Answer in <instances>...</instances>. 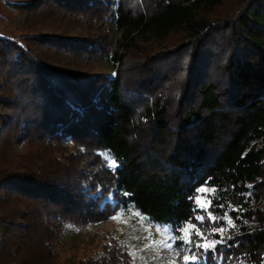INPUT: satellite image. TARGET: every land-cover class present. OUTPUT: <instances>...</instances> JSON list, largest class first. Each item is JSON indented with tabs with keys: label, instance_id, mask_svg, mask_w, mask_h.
I'll list each match as a JSON object with an SVG mask.
<instances>
[{
	"label": "trees",
	"instance_id": "trees-1",
	"mask_svg": "<svg viewBox=\"0 0 264 264\" xmlns=\"http://www.w3.org/2000/svg\"><path fill=\"white\" fill-rule=\"evenodd\" d=\"M225 1L10 2L31 20L83 21L89 31L40 36L30 24L21 36L0 37L1 264H25L20 252L30 264H49L64 224L129 204L177 236L173 229L198 212L189 197L200 188L208 189V211H227L234 225L213 222L231 236L217 253L228 264H264V0H237L211 20ZM55 59H73L76 72L63 73ZM93 61L114 74L81 71ZM16 142L27 152L16 155ZM102 181L104 192L114 187L113 207L100 209L102 198L82 188ZM107 251L101 264L125 255Z\"/></svg>",
	"mask_w": 264,
	"mask_h": 264
},
{
	"label": "rangeland",
	"instance_id": "rangeland-1",
	"mask_svg": "<svg viewBox=\"0 0 264 264\" xmlns=\"http://www.w3.org/2000/svg\"><path fill=\"white\" fill-rule=\"evenodd\" d=\"M16 0H0V37H18L25 34L28 25H34V30L39 32L40 36L48 35H62L70 38H80L85 36L89 31V26L83 21H72L64 24L56 23L50 25V23H41L35 19L31 20L30 16L25 15L24 12L15 8L10 2ZM237 0H226L225 4L219 7L209 17L211 20L223 17L226 11H229ZM36 27V28H35ZM95 30V29H94ZM97 31V30H96ZM114 32V31H113ZM115 37L118 38L120 33L114 32ZM179 34H173L169 37V42L174 41ZM143 46L148 47L147 43H142ZM154 44V43H153ZM37 52L40 53L39 50ZM133 57H136V53H132ZM140 57V56H139ZM74 59V58H73ZM69 61L62 66H59V61L55 59V67L62 68L63 73L74 74L77 69L76 62L74 60ZM177 65L171 66L170 73L174 70ZM83 72L92 73H104L109 76L114 74L112 69L107 62L104 61H93L89 66H83ZM164 84V83H163ZM167 85L166 87H168ZM70 146L71 143H68ZM28 150V146L24 142H16L12 151L16 155L24 154ZM104 182H97L95 185V191H90L89 182H83L82 188L88 191V195L92 198L101 197L99 207L104 208L105 204H110L111 207L116 203V198L113 196L114 187L108 192H104ZM207 189V188H205ZM207 191L199 192V200L201 204L207 205L206 198ZM10 207V206H9ZM11 208V207H10ZM196 214L205 215L207 214L201 209L197 208ZM195 214V215H196ZM115 217V218H113ZM204 220L201 226L197 221V227H200L204 233L206 240L200 241L203 244H207L212 240H216L212 235H208L213 228V221L208 219V222ZM207 229L208 231H205ZM217 229V228H216ZM194 232V230L189 229ZM169 237L171 234L169 231L160 230L157 231L154 224L149 218L143 219L142 216L135 213L132 204L127 206V212L124 210L114 211L109 213L106 217L98 220H88L84 223L71 225L69 223L64 224L62 231L55 238L53 245L55 257L49 264H79V260H85L91 258V262L87 264H101V257L108 256L109 249L119 250L120 264H184V256H189V264H191V253L181 252L179 256L175 255L177 246L181 243L180 241L173 245L172 248H166L163 246L161 241L170 242ZM213 237V238H212ZM193 240H198L194 234ZM219 240V239H218ZM146 245H150L146 247ZM202 251V250H201ZM133 253V255H129ZM220 253H217L219 257ZM18 260L23 259L25 264H30V258L24 254V252L18 253ZM212 253L209 251L208 257L211 258ZM4 259V251H0V264ZM212 264L217 262L212 261ZM208 260V264H211ZM218 264H228L224 258L218 260ZM236 264H244V261L238 260Z\"/></svg>",
	"mask_w": 264,
	"mask_h": 264
},
{
	"label": "snow or ice",
	"instance_id": "snow-or-ice-1",
	"mask_svg": "<svg viewBox=\"0 0 264 264\" xmlns=\"http://www.w3.org/2000/svg\"><path fill=\"white\" fill-rule=\"evenodd\" d=\"M103 155L105 156L106 159L110 160V167L115 170L118 165H117V161L116 158L114 157L113 153L108 150L105 151L103 153ZM205 183H207V181H205ZM249 187H251V185H249ZM197 191H208V189L205 188H200ZM212 191L214 192L215 189H212ZM190 200L195 199V206L193 207L192 211L193 213H196L197 208L201 209L204 213L207 214V218L209 220H212L213 222H215L216 220H220V219H225L228 221V223L234 227V225H232L231 219L228 217V212L225 211L223 217L220 216H213L211 212L208 211V207L212 206V202L211 200L208 201L207 205L201 204L200 200L198 197H189ZM220 208H223L224 205L223 204H219L217 205ZM229 209L230 210H235L232 209L231 205H229ZM137 215H140L139 213H137ZM115 218V217H113ZM143 219H147V217H142ZM239 217H237L238 219ZM195 219L197 221H199L200 225L202 226L205 220V215H201V214H196L192 217H189V220L180 227L174 228L173 231H176L178 233H180L177 236H171L169 237V241L170 242H164L161 241V243L163 244L164 247L166 248H172L174 244L177 243V241H180L181 243L177 246L175 255L179 256L181 252L184 253H191V264H208V253L209 251H211L212 256L211 259L214 262H217L218 264V260L223 258V252H221L219 254V257H217V245L218 244H222V243H227V240H231V236L227 237V240L225 238V236L223 235V233L225 232V229L223 227L221 228H213L211 230V232L208 233V235H212L216 232H220V239L219 240H212L210 242H208L207 244H203L200 241L202 240H206L207 238L205 237L204 233L201 231L200 227H197L196 224H193L191 221ZM247 221H245L246 223ZM189 229L194 230V232L189 231ZM161 229L157 228V231L159 232ZM164 231H168L167 228L164 229ZM205 231H208L207 229H205ZM193 234L196 237H199L198 240H193L192 236ZM150 245H146V247H148ZM229 247H231V245H229ZM202 250V251H201ZM129 255H133V253H129ZM229 260H231V257H228ZM184 264H189V256L185 255L184 256Z\"/></svg>",
	"mask_w": 264,
	"mask_h": 264
}]
</instances>
